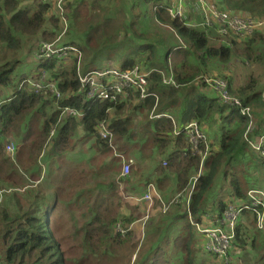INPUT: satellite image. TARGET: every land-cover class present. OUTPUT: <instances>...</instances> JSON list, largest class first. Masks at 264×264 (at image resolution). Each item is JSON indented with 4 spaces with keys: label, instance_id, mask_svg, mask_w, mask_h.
I'll return each mask as SVG.
<instances>
[{
    "label": "trees",
    "instance_id": "16d2710c",
    "mask_svg": "<svg viewBox=\"0 0 264 264\" xmlns=\"http://www.w3.org/2000/svg\"><path fill=\"white\" fill-rule=\"evenodd\" d=\"M152 1L155 5L156 20L171 27L189 51H182L181 46L168 48L166 54L173 59L171 63L168 62L169 58H166L157 64L151 61L147 63L146 69H140L148 73L146 91L150 95L146 98L142 99L137 91L128 89L116 101H100L85 99L84 89L78 81V73L85 74L93 70L91 67L94 59L80 70L83 57L78 65L74 58L68 60L73 62L69 68L64 61L59 62L54 58L38 60L31 57L29 60L36 61V67L28 72L16 73L17 66L21 62L15 54L20 51L22 40L30 39L28 42H31L37 36L41 39L45 38L46 41H41L36 46L34 51H38L42 43L55 39H48V34L49 32L53 34V29L57 26L62 29L63 21L57 16L56 0L47 2L0 0V191L8 186L5 180L14 179L16 176L15 166L28 173L30 178L38 180L39 165L44 156L48 176L52 172L51 165L55 167V174L50 179L56 183L52 195L43 196L41 191L37 190L29 200L26 199L28 190L22 196L26 201L25 204L17 199L13 207L4 205L0 207V250L3 252L5 264H89L91 257H95L96 264H100L104 259L112 260L115 254L124 248L133 247L130 238L132 230L122 236L114 231V227L120 221L124 227L134 222L131 217L121 216L120 211L124 202L127 203L130 211L138 209L139 205L137 202L134 204L133 199V196L137 194H134V191L132 194L129 190V194L123 201L120 193L115 189L102 198L98 197L90 207L87 206L89 218H84L82 224H78L76 236H79V241L70 246L79 252L78 255H66L62 248L61 238L56 234L59 220V216L56 215L58 202L69 204L73 202L74 197L75 202H78L81 199V193L87 192L84 187L88 169L87 171L78 170L71 164L69 167L71 173L68 174L69 170L67 167L64 168L63 162L60 161L64 151L71 146L77 125L81 126L83 135L92 141L90 148L95 147L99 152L119 151L120 148L115 141L125 139L126 143H130L133 138L134 120L144 113L146 122L142 125L145 129L143 134L148 135L142 147L149 145L151 151L156 152L151 160L156 162L152 167L156 184L148 182V179L144 181L157 188L160 198L154 196L153 207L161 209L162 203L170 201L176 194H180L178 200L186 197L193 186L188 207L185 203L175 204L174 211L172 206L171 211L163 213L168 215L170 220L186 219L190 213L196 222H199L200 215L208 214L206 207H210L209 212L217 215L218 225L226 231L228 224L227 228L223 225L224 222L227 223L223 213L227 205L229 203L239 206L249 205L248 191L259 190L251 189L253 182L249 181L246 169L240 168L239 164L242 159L247 165L244 158L248 151L251 161L255 160V167L258 170H264V156L255 151L250 144V142H258L264 136V130L259 132L264 124V115L256 121L257 118L255 119L250 108L253 104L264 108L263 92L256 90L257 83L254 78H250L244 85L234 90V95L240 99L242 105L250 108L252 123L253 120L255 121L245 137L249 119L239 112L238 107L226 105L213 93H207L205 84L196 81V77L210 60L221 63L230 62L234 54L232 47L242 40L241 54L244 59L261 63L263 55H259L257 50L260 46H264V35L255 32L249 38H242L231 31L221 35L217 30L215 31L214 25L204 27L199 23L192 25L195 23H191V19L172 18L167 11L171 7L169 0ZM220 3L239 15L264 20V0H220ZM64 4V16L68 22V10L72 8V1L65 0ZM74 10L71 13L73 17H76V9ZM92 29L94 27H88L85 41L98 35ZM213 36L220 39L221 43L213 44L211 39ZM62 43L76 45L81 53L86 45L85 42L84 47L81 48L72 39ZM34 51L32 50V53ZM188 53L196 56L199 65L194 66L186 60ZM138 63L140 62L128 55L122 59L119 67L124 70L131 69L138 67ZM28 81L43 84L51 81L60 90L61 97L55 99L49 93L37 91ZM192 83L199 88V91L190 86V89L194 90L183 94L186 89L182 88ZM8 89H12L10 94L7 93ZM66 106L80 111L83 117L79 121L68 117L59 122L61 110ZM151 110L154 113L151 112L148 118ZM153 114L162 116L151 118ZM164 114L170 115V118L165 117ZM235 114H238L236 120L233 118ZM215 115H219L222 119L219 127L218 148L214 149L212 145H208L205 139V142L200 145L199 152L192 153L186 132L182 130L183 125L191 121H197L200 124L215 121ZM100 122L108 125L112 133L111 141L99 136L97 126ZM51 131L53 137L50 136ZM10 134H14L20 142L18 151L15 153V163L4 152V140ZM51 137L53 139L49 146L48 140ZM122 157L131 159L125 152H120V156L112 159L121 163ZM232 163H235V168L230 172L227 180L232 190L228 202L225 203L222 198H219L212 200L207 206L205 200L208 194L219 177L226 181L227 168H230ZM118 167L122 171V164ZM128 176H125L123 180H126ZM166 181H171L173 184L168 192L164 191ZM141 184V181H137L138 187ZM110 186L113 187V183ZM178 207L184 209L183 213L177 212ZM256 218V214L251 210L244 209L241 212L234 225V237L230 248L244 251L247 257L245 249L249 246L252 252L257 253L255 258L257 263L264 264V228L257 227ZM245 219H247L246 222ZM176 238L183 246L178 248L180 252L187 251L186 256H189L191 251H195V242L186 243V238ZM208 255L212 254L208 253ZM131 259L130 254L129 264H165L167 262L165 250L159 244L148 247L139 258L135 256L132 263Z\"/></svg>",
    "mask_w": 264,
    "mask_h": 264
},
{
    "label": "rangeland",
    "instance_id": "374dc122",
    "mask_svg": "<svg viewBox=\"0 0 264 264\" xmlns=\"http://www.w3.org/2000/svg\"><path fill=\"white\" fill-rule=\"evenodd\" d=\"M71 1L72 8L68 10L69 20L67 22V28L61 29L60 26L55 27L53 29V34H50L49 32L48 39H56L60 35L59 40L61 42H69L72 39L79 44L81 48L84 47L86 42L85 47L82 49L83 59L80 64V70H83L84 67L87 66L86 63L92 59H94L92 65L93 70L101 67H119L121 60L128 55L135 58L136 61H139L140 63H138V68L139 70H143L147 68V63H150L151 61H154L155 64H157L161 63L163 59L169 58L168 62L171 63L173 59L166 54L168 48L181 46L182 51H189L188 47L185 46L181 39L176 36L171 27L156 20L154 15L155 5L152 0ZM179 1L180 0H169L170 3L167 1V3L171 6L167 11L172 18H187V20L191 19V23H202L203 15L197 8L196 0H183L186 4L183 12L177 16L172 15L170 10L172 9L175 11ZM219 6L227 9L222 3H220ZM74 9H76V17H73L71 13V11H75ZM89 26L94 27L92 30L97 32L99 37L97 35L95 38L85 41L86 31ZM63 30H65L64 33ZM255 32L264 35V28L253 30L245 38L251 37ZM211 39L213 41L212 43L215 45L221 43L220 39L214 36L211 37ZM238 40L240 41L241 39ZM28 41H30V39H23L20 51L15 54V57H19L21 62L17 66L16 73L28 72L36 67V61L29 60L33 57L32 50L34 51L36 46L41 41H46V39H41L37 36L36 39L31 40V42ZM240 43H237L232 47L234 54L232 55L230 62L221 63L217 60H210L199 75L202 74L221 77L226 81L228 89L230 87L229 90L233 94L235 93L234 90L237 87L244 85L248 80H250V78H254L257 83L256 90L261 93L263 92L264 94V46H260L257 50L259 55H263L261 63L259 61L250 62L247 59L245 60L244 56L241 54L242 44ZM186 60L194 66L199 65L196 56L193 54L188 53ZM71 63L73 64L71 61H65V65L68 66L67 68L72 66ZM44 77L46 76L44 75ZM194 83L182 88L186 89L183 94L190 93L194 89L199 91L196 89ZM190 86L194 89H190ZM182 89L181 91H183ZM208 89L209 88L207 87V93H209ZM210 90L214 93L212 89ZM11 92L12 89L7 90V93L10 94ZM179 97L181 99L180 94ZM250 108L255 119L257 118L256 121H258L260 116L264 115V108L258 107L255 104L250 105ZM151 112L154 113L153 110H151L148 114V118H150ZM68 117L75 118L77 121L80 119L79 117L62 114L60 115L59 122L62 121V119H67ZM233 118L236 120L238 118V114H235ZM143 122H146L144 113L140 114L138 119L134 120V128L132 129L133 138L130 143H126L127 140L125 139L115 141L117 146L120 148L119 151L121 153L125 152L126 156L131 158H126V160L132 161L129 169V176L126 180H123L125 177L121 175V169L118 167L122 164V161L120 163L119 161L112 159L116 156H120V152L118 150L99 152L95 147L90 148L89 146L92 145V141L90 138L83 135L84 132L82 131L81 126L77 125L75 134L72 136L71 146L64 151L63 157L60 161L63 162L64 168L67 167L69 170L68 174L71 173L69 168L71 167V164L73 165L72 167L78 170L84 169L87 171L88 169L84 187L87 192L81 193V199L78 202H75V197L73 198V202L69 204H63L61 201L58 202L59 207L56 215L59 216V220L56 234L61 238L62 248L65 250L66 255H78L79 252L75 248L70 247L72 244H76L79 241V236H76V228L78 227V224H82L85 220L84 218H89L87 214V206L90 207L98 197L102 198L115 189L120 193L123 201L124 197L129 194V190L131 193L134 191L133 193L137 194V196L135 195L136 197H139L140 194L145 191H150L153 195V190L151 189L150 184L144 183V181L145 179H148V182L156 184V178H154L152 173L153 164L156 162H151L156 152L151 151L149 145L144 148L142 147V143H144L148 135L143 134L145 132V129L142 128ZM221 123L222 119L219 115H215V121L200 124L203 130L206 131V143L208 145H212L214 149L218 148L220 135L219 127ZM263 130L264 124L259 132H263ZM52 137L48 140L49 146L53 139ZM4 142V152L6 156L8 155L15 163V153H17L20 146L18 138L14 134H10L5 138ZM8 144L13 145V153L8 152V154L6 152L8 151L6 150V146ZM155 157L160 159L158 156ZM161 157L163 158L162 155ZM44 158L45 156L42 158L43 160H41L39 165L40 177L38 180H36V178H30L28 173H25L24 170L22 171L19 167L15 166L17 172L16 176L14 179L9 178L5 180L6 185H8L5 186L7 189L4 188L0 191V207L3 205L13 207L17 199H19L22 204H25L26 201H24L22 196L28 190L26 199L29 200L32 199L35 191L37 190L41 191L43 196L52 195L56 183L55 181H51L50 177H53L55 174V167L51 165L52 172L48 176V169ZM123 158L124 157H122V159ZM244 159L246 160L247 165L251 167H248L242 159H240V164L242 165L240 166L239 164V167L244 170L246 169L245 172L249 176V181L253 182L251 189L264 191V170H258V168L255 167V160L251 161L248 151H246ZM163 165L164 164H162V166ZM234 168L235 163H232L231 167L227 168L228 174L226 181H223L221 177L217 179L216 184H214L205 200V204L207 206L212 200H218L219 198H222L225 203L228 202L229 194L232 190L228 185L227 180L230 177V172ZM93 174H95V176H92ZM137 181L142 182L141 186L138 187ZM112 183L113 187L110 186ZM165 184L166 188H170L173 185L171 181H166ZM179 195L180 194H176L171 199H178ZM133 199L135 200L134 204L137 202L139 205L138 209L130 211L128 205H126L127 203L124 202L120 211L121 216L126 215L127 217L134 219L131 227L132 236H130L133 247L131 248L130 246L128 249L124 248V250L115 254V258L107 261L104 259L100 264H129L128 256L130 254L132 263L135 256H138L139 258L148 247H153L154 244H159L164 247L168 261L166 264H184V261H186L184 251L181 250L180 252V250L175 246V236L177 235L176 233L179 232V228L176 225L183 219L177 218L176 220H170L168 215H163L162 208L153 207V205H155L154 200L150 203L146 202L145 204V202L138 203L137 199ZM128 204L131 203L128 202ZM228 205H232V203H229ZM209 210L210 207H206V211L209 212ZM136 219L138 221L135 222ZM246 221L247 219H245V222ZM118 223L122 225L121 221ZM190 229L192 232L189 233L188 240L193 243L200 240V238L198 239V235L194 232V228L190 227ZM252 230L253 229L251 228V231ZM165 236H169V240L165 242L164 245L163 237ZM179 237L182 238L183 236ZM234 249L235 248H230L229 250L232 259L230 263H225L218 257L204 253V255H198L195 262L192 264H259L255 259L257 257L256 251L252 252L249 246L245 249L248 254L247 257L244 255V251ZM90 261L91 263L89 264H96L95 257H91ZM0 264H5L3 260V252L1 250Z\"/></svg>",
    "mask_w": 264,
    "mask_h": 264
},
{
    "label": "built area",
    "instance_id": "2783aa9c",
    "mask_svg": "<svg viewBox=\"0 0 264 264\" xmlns=\"http://www.w3.org/2000/svg\"><path fill=\"white\" fill-rule=\"evenodd\" d=\"M47 2L48 0H40ZM65 0H56V7L58 10L57 16L62 19L63 28H67V20H65ZM196 5L198 10L203 15L202 23H199L201 26H212L216 27V30L221 35H226L229 31L233 32L239 37L245 38L253 30L259 29L264 26V20H256L251 17L239 15L229 9H224L221 6H217L213 3H207L206 0H196ZM183 12V0H180L177 6V9L173 11L170 10V13L174 16L180 15ZM196 25V24H192ZM65 30H63V33ZM60 35L53 41L44 42L41 44L38 51L32 53L33 57L38 60L46 59H57L60 61H68L71 58H74L77 62V65L80 63L82 55L78 48L71 44H64L60 40ZM147 76L148 73H145L139 70L138 67L131 69H121L119 67H103L95 70H90L85 74L78 73V81L80 86L84 89V96L87 100L98 99L100 101H116L119 96H123L128 89L135 90L139 93V96L144 99L150 94L146 91L147 86ZM43 77V76H42ZM196 81H200L205 84L206 87L214 91L215 95L222 103L235 106L239 108V112L246 116L249 119L247 124V129L244 134L246 137L249 130L252 128V120L250 114V108L243 106L240 99L232 94L227 86V83L224 79L217 76L210 75H198ZM28 83L35 88L37 91L42 90L43 93H49L55 99L61 97V92L58 87L53 82L43 83H34L28 81ZM211 91V90H210ZM61 114L71 115L73 117H83V113L72 109L69 106L63 107ZM162 116L161 114H153L151 118H158ZM165 117H169L167 114H164ZM182 130L186 132V137L191 144V152H199L200 145L205 142L206 134L203 130L200 123L197 121L187 122L183 125ZM97 132L102 139H107L111 141L112 133L108 128V125L105 122H100L97 126ZM177 134V133H176ZM53 135L51 131L50 136ZM251 147L264 156V136L259 139L258 142H250ZM7 153H13V145L8 144L6 146ZM8 153V154H9ZM132 161L122 159V176H127L129 174V169ZM198 175V174H197ZM195 181V178L193 179ZM153 190V195L150 191H145L140 194L139 197L133 196L139 202H152L154 196L158 199L159 194H157L154 186L150 185ZM193 186L188 193L186 199V206L188 207L190 193ZM250 198V204L239 206V205H228L225 209L223 215L224 219L227 221L228 230H224L221 226L216 225L213 227H204L197 226V230L200 234V247L203 252L217 256L219 259L227 262L229 257V250L231 246V240L234 237V225L244 209L251 210L256 214L257 227L260 229L264 228V192L260 190H249L247 193ZM135 201V200H134ZM172 203L177 202L178 199H172ZM164 209L167 208V205L163 206ZM163 210V209H162ZM132 224L124 227L117 223L114 227V231L118 232L120 235H125L128 231L131 230Z\"/></svg>",
    "mask_w": 264,
    "mask_h": 264
},
{
    "label": "crops",
    "instance_id": "0c3cea01",
    "mask_svg": "<svg viewBox=\"0 0 264 264\" xmlns=\"http://www.w3.org/2000/svg\"><path fill=\"white\" fill-rule=\"evenodd\" d=\"M206 2L207 3H213V4H215V5H217V6H219V4H220V0H206ZM184 7H185V3L183 2V9H184ZM71 45H73V44H71ZM73 46H75L76 48H78L76 45H73ZM79 49V48H78ZM79 51H80V49H79ZM80 53H81V51H80ZM81 55H82V53H81ZM82 57H83V55H82ZM122 61V60H121ZM92 68V67H91ZM90 68V69H91ZM120 68V67H119ZM196 89H199V88H196ZM209 92H211L210 90H209ZM212 93V92H211ZM236 96V95H235ZM263 96H264V94H263ZM169 117L168 118H170V115H168ZM253 126H254V124H255V121L253 120ZM252 124H251V126H252ZM123 159H125V158H123ZM156 189V191H157V188H155ZM158 189H159V187H158ZM170 190V188H166V189H164V191L165 192H168ZM158 192V191H157ZM144 193V192H143ZM187 197H188V195L186 196V197H184V198H182V199H179L177 202H174V203H172V199L170 200V201H168V202H163L162 203V206H164V205H167V208L166 209H164L163 207H162V211H163V213H166L168 210L170 211L171 209H172V206H173V211H174V209H175V204H181V203H185V206H186V199H187ZM146 204V203H145ZM183 211H184V209L183 208H180V207H178L177 208V212L178 213H183ZM138 221V220H137ZM184 221L186 222V223H188V225L186 224V223H184ZM136 222V221H135ZM185 225H186V228H185ZM196 225H198V226H206V227H213V226H216V225H218V219H217V215H215L214 213H210V212H208V214L206 213V215H200V221L199 222H196V220L194 219V217L193 216H191L190 215V213L188 214V216H187V218L186 219H183V220H180L178 223H177V225L176 226H178V228H179V232L178 233H176L177 235L175 236V246L177 247V248H179V247H183V246H181L182 244H180L179 242H178V240H177V238L176 237H179V236H183L182 238H186L185 240H186V243H189V242H191L192 243V241H190V240H188L189 239V233H191L192 231H191V229H190V227H193L194 228V232L198 235V239L200 238V234H199V232H198V230H197V226ZM223 225L224 226H226V228H227V223H223ZM186 232H188V233H186ZM184 234V235H183ZM201 239V238H200ZM169 240V236H165V237H163V242H164V245H165V242H167ZM199 244H200V240H198V241H196L195 243H194V249H195V251L194 252H190V254H189V256H186L187 255V251H184V254H185V256H186V261H184V264H189V263H194L195 262V260H196V257L198 256V255H204V253L205 254H208V253H206V252H203V250L201 249V247L199 246ZM163 249H164V247H163ZM232 249V248H231ZM165 250V249H164ZM165 254H166V252H165ZM184 256V257H185ZM231 255H230V253H229V257H228V260H227V262L226 263H230L231 262ZM168 262V261H167ZM166 262V263H167ZM165 263V264H166Z\"/></svg>",
    "mask_w": 264,
    "mask_h": 264
},
{
    "label": "clouds",
    "instance_id": "9594fccd",
    "mask_svg": "<svg viewBox=\"0 0 264 264\" xmlns=\"http://www.w3.org/2000/svg\"><path fill=\"white\" fill-rule=\"evenodd\" d=\"M158 194V193H157Z\"/></svg>",
    "mask_w": 264,
    "mask_h": 264
}]
</instances>
